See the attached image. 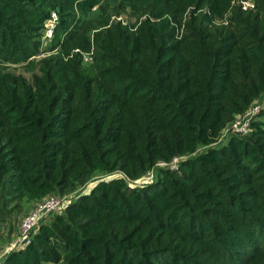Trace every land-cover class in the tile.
<instances>
[{"label":"trees","instance_id":"1","mask_svg":"<svg viewBox=\"0 0 264 264\" xmlns=\"http://www.w3.org/2000/svg\"><path fill=\"white\" fill-rule=\"evenodd\" d=\"M107 1L0 0V226L24 200L124 175L1 264H264V0L222 24L231 0H120L132 24ZM255 104L251 131L223 138Z\"/></svg>","mask_w":264,"mask_h":264},{"label":"rangeland","instance_id":"2","mask_svg":"<svg viewBox=\"0 0 264 264\" xmlns=\"http://www.w3.org/2000/svg\"><path fill=\"white\" fill-rule=\"evenodd\" d=\"M239 2H240V0H231V7L228 8V10L225 12L224 16L222 17V20L218 21V24H222L223 23L222 21H227V18L232 16L233 11L235 10V9L233 10V8H234V6L235 7L238 6ZM106 7H108V9L110 8L109 10L111 11L112 14L123 13L121 16L119 15V17H116L115 18L116 20H123L126 24H129V23L132 24V23L135 22V20L133 19V15H131V14H129V12L125 11V9L122 7V5L120 3V0H108L107 3H106ZM195 8H196V6L192 5V6H187L184 9V13H183L182 17L180 18V24H178L179 26H181L179 28L181 34H185L187 32L186 25L190 21V16L192 14V11ZM205 9H204V11H205ZM153 10H156V8L150 7L149 9L144 10L142 12L151 14V12ZM130 15L132 16V18L130 17ZM135 15H137V13H134V16ZM116 16H118V15H116ZM146 17H147V15H145L142 18L145 19ZM42 42H43V44L41 46L40 55L36 58V60H40V59L45 58L47 56H50L52 54V53H50V51H48L49 48L52 46V43L50 41H44V40H42ZM15 68H16L15 72L17 74L22 75V76H24L25 78H27L29 80L32 79L33 74L36 72L35 69L28 68L26 66H18V67H15ZM10 70H13V69H10ZM117 178H124V175L122 173H120V172H117V173H115V174H113L111 176L99 177V178H97V180L95 182L87 184L85 186V188L82 189L77 194L68 195V196L64 197V198L67 199V200L65 199L64 203L66 204V202H67V204H70V202L73 199H75L77 196H79L81 194L89 193L91 191V189H93L94 186L98 183L99 180L110 181L112 179H117ZM144 183H146V182H144ZM144 183H142V185ZM137 184H135V185L136 186H142V185H137ZM139 184H141V183H139ZM37 204L38 203L29 204L26 200L22 201L20 208H18V210L16 211V214L11 215L7 219V221L2 226H0V250L1 249L3 250V248L6 249L4 251L6 253L9 250V248L12 247L11 244L15 245L17 243V241H19L20 226L22 224L23 218ZM62 211L63 210L60 209V210H57L56 213H60ZM37 231H38V229H37ZM19 244L21 245L22 242L20 241ZM4 257L3 256L0 257V264L2 263V260H3Z\"/></svg>","mask_w":264,"mask_h":264},{"label":"built area","instance_id":"3","mask_svg":"<svg viewBox=\"0 0 264 264\" xmlns=\"http://www.w3.org/2000/svg\"><path fill=\"white\" fill-rule=\"evenodd\" d=\"M239 6L244 11H250L255 9V3L252 0H240L238 3ZM58 23V16L56 13H53L51 16V20L47 24V29L44 32V41H50L53 38L54 31L56 28V25ZM126 24V23H125ZM85 61L91 62L92 57L91 55L85 56ZM261 109H263L261 104H255L252 106L243 116H239L235 119V121L224 131V137L228 134H239V135H245L248 134L252 129V122L255 121V118L260 114ZM179 162V159L176 158L173 160V162L169 165L166 163L160 164V166L167 167L170 166L172 168L176 167L177 163ZM154 175L153 173H149L146 177L135 181L131 184L133 186L137 185H146L148 183H151L153 181ZM141 183V184H139ZM142 185V186H143ZM66 198H58V197H49L43 202L39 203L27 216L23 218L22 224L20 226V232H19V241L15 245L12 244V247L10 250L17 249L19 250L26 248L28 245L31 244L32 238L34 237L35 233L37 232V229L39 228V225L41 221L48 216L50 213L56 212L57 210H64L66 206L68 205L67 202H65ZM67 200V199H66ZM22 242L20 245L19 242ZM20 245V246H19ZM19 246V247H18Z\"/></svg>","mask_w":264,"mask_h":264}]
</instances>
